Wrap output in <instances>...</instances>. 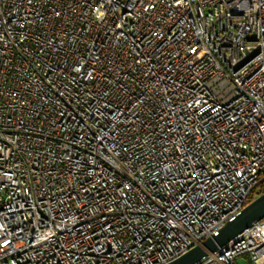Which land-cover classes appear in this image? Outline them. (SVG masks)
I'll use <instances>...</instances> for the list:
<instances>
[{
    "label": "built area",
    "instance_id": "2783aa9c",
    "mask_svg": "<svg viewBox=\"0 0 264 264\" xmlns=\"http://www.w3.org/2000/svg\"><path fill=\"white\" fill-rule=\"evenodd\" d=\"M262 189L264 0H0V264H166Z\"/></svg>",
    "mask_w": 264,
    "mask_h": 264
},
{
    "label": "water",
    "instance_id": "95a60500",
    "mask_svg": "<svg viewBox=\"0 0 264 264\" xmlns=\"http://www.w3.org/2000/svg\"><path fill=\"white\" fill-rule=\"evenodd\" d=\"M261 218H264V192L257 195L232 219L227 220L217 234L204 239L201 244L193 246L166 264H194L209 252H214L229 243Z\"/></svg>",
    "mask_w": 264,
    "mask_h": 264
},
{
    "label": "rangeland",
    "instance_id": "374dc122",
    "mask_svg": "<svg viewBox=\"0 0 264 264\" xmlns=\"http://www.w3.org/2000/svg\"><path fill=\"white\" fill-rule=\"evenodd\" d=\"M247 260H248V258L246 257V255L239 256L237 258V264H248Z\"/></svg>",
    "mask_w": 264,
    "mask_h": 264
},
{
    "label": "trees",
    "instance_id": "16d2710c",
    "mask_svg": "<svg viewBox=\"0 0 264 264\" xmlns=\"http://www.w3.org/2000/svg\"><path fill=\"white\" fill-rule=\"evenodd\" d=\"M262 191H264V189H262Z\"/></svg>",
    "mask_w": 264,
    "mask_h": 264
}]
</instances>
